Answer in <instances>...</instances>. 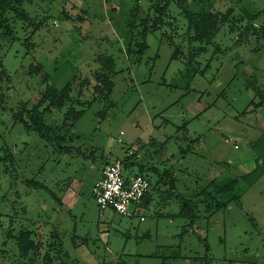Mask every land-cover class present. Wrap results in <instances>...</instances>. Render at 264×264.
<instances>
[{
  "label": "rangeland",
  "instance_id": "obj_1",
  "mask_svg": "<svg viewBox=\"0 0 264 264\" xmlns=\"http://www.w3.org/2000/svg\"><path fill=\"white\" fill-rule=\"evenodd\" d=\"M185 1L192 11L233 8L246 19L199 42L175 2L162 13L156 0H33L28 22L14 21L16 40L0 31L8 74L0 143L15 156L0 163V264H41L53 235L67 264H198L194 257L264 264V175L254 185L241 179L257 161L264 166V0ZM137 5L141 19H152L147 31L140 25L131 33ZM63 9L83 17L68 20ZM129 43L147 47L129 54ZM98 54L116 65L115 105L104 118L93 95ZM43 73L59 89L70 82L78 91L89 80L83 100L93 102L72 130L69 152L13 119L22 102L39 99ZM120 157L152 183L143 220L103 211L94 197L105 161ZM237 178L233 190H219ZM185 200H200L194 224L181 214ZM23 229L44 243L42 256L20 254Z\"/></svg>",
  "mask_w": 264,
  "mask_h": 264
},
{
  "label": "trees",
  "instance_id": "obj_2",
  "mask_svg": "<svg viewBox=\"0 0 264 264\" xmlns=\"http://www.w3.org/2000/svg\"><path fill=\"white\" fill-rule=\"evenodd\" d=\"M159 1L156 9L159 12H166L167 7L171 2H175L179 7L182 8L184 14L188 18L189 31H193L191 39L199 42H211L214 37L218 34L222 26L226 23H232L235 25L239 22H243L246 17L234 15V9L230 8L226 12L214 11V10H200L192 11L189 5H186L185 0H156ZM33 0H0V31L2 35L10 38L12 41L16 40V33L14 27V21L20 20L23 22H28L30 18V13L26 10V3H32ZM140 6L137 5L133 8L132 17L130 23V32L133 33L141 25L145 26L144 32L148 30L147 25L152 18L147 16L144 19L139 17ZM83 11V10H82ZM64 17L68 20L77 21L81 20V16L71 14L65 9L62 10ZM84 12V11H83ZM116 12L115 11L113 13ZM83 17V16H82ZM251 17L250 19H254ZM161 19L155 18L153 20L152 28L155 29L159 26ZM146 34L143 33V36ZM147 45L140 44L138 50L133 49V44L129 43V54L141 53L146 49ZM179 50L175 51V56H178ZM96 61L100 64L99 69L95 73V79L98 84L94 87L93 95L97 96L96 99L104 103L103 110H99L98 116L104 118L107 111L112 108L115 104L112 100V92L115 87V82L113 80L116 74V65L112 57L106 54H98ZM37 70L42 69V64H36ZM4 77H8L6 70L2 69V62L0 59V111L1 102L4 101V93L2 81ZM42 81L46 83V88L42 91L37 102L29 106L28 102H22L17 110H12L13 119L15 122L22 123L25 129L29 131L36 132L41 138L46 140L50 145H52L55 150L60 152H69L71 147L68 146L69 141H73L74 135L72 130L76 122L82 117L86 110V105L92 103L93 101L87 102L83 100L84 86L89 83V80H84L78 91L72 88V84L68 82L63 88L59 89L55 85L49 83V75L47 73L42 74ZM94 96V97H95ZM1 112H0V124H1ZM79 138V136H77ZM3 138V133L0 131V140ZM260 139H264V131L262 132ZM0 163H10L15 161V156L11 148L7 143H0ZM130 152V151H129ZM128 152L127 157H130ZM121 159L124 164V168L128 173L129 163H126V157H120L114 159ZM112 161H105V165ZM104 165V166H105ZM104 168V167H103ZM103 170V169H102ZM144 168L141 167L139 174L144 175ZM132 174V173H131ZM264 175V166L260 165L259 161L256 162L253 170L246 172V174L241 175V179L247 180L249 185H254L262 176ZM146 176V175H144ZM147 177V176H146ZM239 182V179H234L230 184L219 187L220 191H231ZM41 187L46 188L41 185ZM151 193V191H150ZM150 193L146 195L143 200V209L145 206L150 204ZM57 198V197H56ZM58 199V198H57ZM62 203L61 199H58ZM200 201V200H198ZM198 201L191 202L185 200L181 214L186 215L194 224L196 219L199 217L196 213V207ZM18 248L20 254L24 257L31 256L35 259L38 256H42V249L44 248V243L42 245L38 244L35 240L32 230L23 229L16 236ZM63 241L58 235H53V241L47 246L46 252L43 255L41 264H67L63 255ZM53 254V255H52ZM194 263L198 264H209L206 257H194Z\"/></svg>",
  "mask_w": 264,
  "mask_h": 264
},
{
  "label": "built area",
  "instance_id": "obj_3",
  "mask_svg": "<svg viewBox=\"0 0 264 264\" xmlns=\"http://www.w3.org/2000/svg\"><path fill=\"white\" fill-rule=\"evenodd\" d=\"M132 154V152L130 151ZM152 189L150 179L142 174L128 173L121 159L107 163L95 181L94 197L99 207L125 216H144L143 200Z\"/></svg>",
  "mask_w": 264,
  "mask_h": 264
},
{
  "label": "crops",
  "instance_id": "obj_4",
  "mask_svg": "<svg viewBox=\"0 0 264 264\" xmlns=\"http://www.w3.org/2000/svg\"><path fill=\"white\" fill-rule=\"evenodd\" d=\"M249 171H251V170H249ZM249 171H247V172H249Z\"/></svg>",
  "mask_w": 264,
  "mask_h": 264
}]
</instances>
